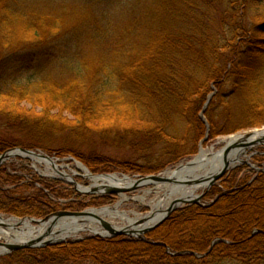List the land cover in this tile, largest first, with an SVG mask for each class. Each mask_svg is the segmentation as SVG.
Returning <instances> with one entry per match:
<instances>
[{"label":"trees","instance_id":"1","mask_svg":"<svg viewBox=\"0 0 264 264\" xmlns=\"http://www.w3.org/2000/svg\"><path fill=\"white\" fill-rule=\"evenodd\" d=\"M141 1L145 4H141V13L134 18L135 27L139 25L138 28L142 29L149 38L150 45L158 42L166 46L167 50L165 55L159 54L150 61L143 59L145 57L143 53L136 57L130 55L128 66L124 64L127 59L120 66L107 64L106 70L109 69V72L106 74L101 73V69L87 74L90 66L89 62H84L80 69L81 74L61 80L56 79L49 67L54 54L62 45V36L58 35L46 43L22 42L20 46L9 43L8 47L3 43L0 45V95L13 91L19 93L39 91L41 94H47L52 105L54 103L63 105L78 118L76 126L107 118L108 109L112 107L114 103L112 99L115 98L126 101L130 106L133 105L135 107L133 110L139 113H147L152 120V127L138 128L139 131L128 132L129 135H125L128 134L127 132L121 134L122 140L127 137L131 143L136 142L138 147L142 144L158 146L154 149L141 146L138 149L144 161L154 164L153 168L137 169L136 172L140 174L172 167L194 154L197 140L204 131L203 124L199 123L197 118V107H200L204 100L211 81L220 80L223 74H227L230 79L237 74L234 88L240 97L239 101L242 100L241 93L245 92V89L251 87L254 92L256 91L254 87L250 85L248 87L250 79L246 76L247 71L242 69L245 68L243 64L247 58L249 61L257 58V51L254 52V49L262 50L261 44H264V33L258 32L261 30L264 32L262 24L263 28L260 29L261 26L258 25L255 29L258 30L256 32L258 37L256 38L255 35L251 37L254 41L249 48L253 51L242 61L247 49L244 51L242 48L239 49L237 43L241 36L239 34L242 28L240 22L244 0H224L226 17L223 19L228 18L229 21L223 24L221 32L214 30V24L210 23L208 18L201 21L199 15H194V7L185 5L182 0ZM204 2L211 4L212 0ZM184 7L188 8V14L183 10ZM82 26H86L83 28L85 33L89 32L91 25L84 23ZM79 32V29L76 30V33ZM204 46H207V53L203 49ZM183 47L190 48L196 53L201 63L198 64L196 58L192 59L190 71H185L188 70L185 68L188 61L184 60L183 66L172 61V55L178 53L176 50L181 52ZM245 47L247 46L243 48ZM221 51L231 53L232 59L235 60L228 71H225L227 62L224 59L225 54L222 55ZM182 68L185 70L180 72ZM255 79L263 80L261 76ZM188 80H192V85L189 87H187ZM193 95L196 97L195 100L189 101L190 96ZM22 98L27 96L24 95ZM253 98L254 96L239 104H236L238 100L235 99H232L235 102L232 100L225 102V97L221 91H218L206 111L210 125L209 135L216 136L262 125L264 109L254 106L251 103L254 101ZM172 101H177L180 105L175 106L174 110L180 124L184 125V132H179L175 124L173 125L171 117L174 105L170 104ZM235 105L237 106L234 107ZM247 105L249 107L253 105L249 113L244 112ZM154 107H157L159 111L157 121L150 113ZM217 109L223 110L224 115L221 118L217 114ZM237 109L238 113L235 112ZM161 113H165L164 117ZM159 115H161L160 118ZM22 118L15 114H10L6 118L1 117V127L5 129L11 127L13 132L19 131L26 137L0 138V151L7 146L48 151L50 144L55 141V136L52 139V129H57L55 123L42 117ZM66 128L68 132H65L68 135L72 133V130L74 133L81 132L77 128L68 126ZM108 130L97 131V136L113 137L114 135H111L112 133ZM242 170L246 173L251 172L247 166L236 167L222 181L220 188L214 187L209 191L207 195L210 197L220 194L215 203L209 206L210 208L195 209L191 205L185 206L168 219V227L177 225L175 228L181 230L176 232L173 242L180 244L181 240H184L182 242L189 246L180 244L184 248L180 249L179 259L176 258L177 255H164L162 247L155 243L156 236L142 241L122 236L117 239L94 237L86 241H69L44 248L18 249L0 256V264H264V215H261V219H252V222L248 223L240 215L237 217V213L234 224L227 223L231 220V212H229L231 208L249 201L255 203L259 200L264 201V172H257L249 182L246 181L247 177H245L246 180L237 177ZM34 179L25 182L17 170L8 171L1 168L0 213L17 217L45 218L55 212L61 204L57 200H52L51 197L54 195L55 198L62 197V190L65 191V189H62V185L55 180ZM33 181L48 189L50 194L35 188ZM223 189L227 190L222 192ZM67 192L73 194L70 191ZM97 203L105 202L99 200L95 204ZM85 206L86 204L81 202H70L65 205V209L80 210ZM222 207L224 209H220ZM238 218L242 221L241 223H238ZM252 231H257L253 237H251ZM215 238L230 241L231 246L225 245L226 242L221 240L207 254H204L209 243ZM91 239L92 241H88ZM194 247L198 248L194 249V252L200 254V257L194 258L189 255L191 248Z\"/></svg>","mask_w":264,"mask_h":264},{"label":"rangeland","instance_id":"2","mask_svg":"<svg viewBox=\"0 0 264 264\" xmlns=\"http://www.w3.org/2000/svg\"><path fill=\"white\" fill-rule=\"evenodd\" d=\"M182 1L185 5L194 7V15H199L201 21L208 18V21L214 24V30L221 32L220 30H223V24H226L229 21L228 18L225 20L223 19L226 17V3L224 0H212L211 4L204 2L207 0ZM141 2V0H0V45L3 43L8 47L9 43H12L13 46L14 44L20 46L22 42H34L35 44L46 43L47 41L56 38L58 35L62 36V45L58 48L57 53L54 54L55 56L50 62L49 67V69L53 71L56 79L61 80L76 77L78 74H81L82 72L80 69L84 62H89L88 65L90 67L87 74L93 73L98 69L102 70L101 73L103 72V74H106L109 72V69L106 70L107 64L109 66H120L127 59L124 64L125 66H128V64H130L129 57L133 55L136 57L143 53L145 56L143 59L145 61H150L159 54L165 55L167 50L166 46H163L158 42L155 43L156 45L154 43L150 45L149 38L146 37L142 29L138 28L139 25L135 27L133 22L136 20L134 18L138 13H141L140 7L142 8V5L145 4ZM209 5H211V7H209ZM242 9L240 22L242 28L239 34L241 36L238 39L237 47L239 49L242 48L243 51L244 49H247L244 53L243 61L245 57L247 58L253 51H250L251 49L249 47L253 45L254 41V38L252 39L251 37L253 35H255L256 38L258 37L256 35L258 30L256 31L255 29H257L258 25L261 26L260 29L263 28L264 0H244V6ZM183 10L186 11L185 13H189L187 7H184ZM84 23L91 25L89 32L85 33L83 31V28L86 27L82 26ZM78 29L80 32L76 33V30ZM252 29L254 30L252 31ZM258 32L259 34L264 33L262 30ZM197 35L199 36L198 33ZM244 46L247 47L243 48ZM203 49L205 53L208 52L207 46H204ZM261 49L262 50L254 49V52L257 51V58L250 61L247 58V61L243 64L245 68L242 69L243 71H247L246 76L250 79L248 87L250 85L254 87L256 91L254 92L251 87L245 89V92L241 93L242 100L239 101L240 97L237 95L238 93L236 94V88H234L237 74H234V78L232 79H230L227 74H223L220 80L211 81L209 89L205 92L204 100L200 107H197V118L199 123L203 124L204 131L197 140L196 150L193 155L185 158L172 167H166L157 172L150 173L140 174L136 172L139 168L154 167L153 162L144 161L143 156H140L142 154L141 151L139 150L138 152V149H140L141 146L143 148L144 146H147V144H142L138 147L136 142L131 143V140L128 141L127 137L122 140L121 134L124 132L135 133L139 131L138 128L152 127V120L147 113L142 114L133 110L135 107L133 105L130 106L126 101L120 98L112 99V102L114 103L111 105L112 107L108 109L109 115L106 114L108 115L106 116L107 118H100L98 122H89L87 124L85 123L86 125L82 124V126H76V119H78L76 116L72 115V113L65 109L63 105L60 106L56 103H54L55 106L52 105L47 94H41V92L34 90L35 92L32 93L25 91L19 93L13 91L0 95V123L2 116L6 118L10 114H15V116H18L19 118L26 116L31 118H48L54 122L57 127V129H52V139L55 136V141L50 144L48 151L22 146L8 147L6 145L7 147L0 151V157L5 153L12 152L14 149L19 148L31 151L32 154L26 155L21 151H16V153L10 155L8 154L0 163V169L5 168L8 171L13 169L17 170L25 182L29 180L32 181L34 178L44 180L51 179L58 181L62 185V189H65V191L62 190V197L55 198V195L54 197H51L52 200H57L61 206H59L55 212L46 217H50L56 212H84L89 208L113 206L121 201V197L118 193L101 191L100 188H96L89 176H108L115 174L120 178L127 177L133 182L143 178L146 179V177H158L157 180L152 179L136 187L129 186V189L123 191L127 198L120 203V210L130 212L131 216H133V212L140 215L147 214L151 211L149 201L158 200L164 193L163 190H160L157 187V184L164 182L162 181V178H165V172L174 171L180 165L194 161L202 149L210 151L211 153L220 154L225 145L229 143L231 137L238 136L241 139L247 134L264 129L263 123L262 125L238 130L236 132L210 136L208 133L210 125L206 115L207 108L213 96L218 91H221V94L225 97V102L235 99L239 101H237L236 104L245 102L247 99L254 96V101L251 103L258 108L264 109V44H261ZM176 51H178V53L172 55V61L179 63L181 66L185 65V62H183L184 60L188 61L187 67H185L188 70L182 68L180 69V72L182 70L190 71V65H192V59L194 58H196L198 64L200 63L197 54L192 52L190 48L183 47L181 48V52L179 50ZM221 53L222 55L225 54L224 59L225 62H227L225 71H228L235 60L232 59L231 53L224 51H221ZM226 53L230 55H227ZM185 55L186 58H184ZM135 65H137L136 61ZM162 65L163 67L165 66L163 62ZM132 68L133 67H131V69ZM177 72L179 73V71ZM250 72L252 73L250 74ZM258 76H261L263 80L256 81L255 78ZM187 82V87L192 85V80H188ZM24 95L27 96V98H22ZM190 98L189 101H192L195 100L196 97L193 95L190 96ZM235 100L232 101L235 102ZM170 104L174 105L172 106V108H174L171 117L173 125L175 124L177 127L176 129L179 132H184L183 123L180 124L175 116L176 110L174 109L175 106H178L179 104L177 101H172ZM204 105H206L205 108ZM253 105H250V107L253 108ZM236 106L237 105L234 107ZM250 107L247 105L244 112L249 113V110L251 109ZM158 112L157 107H154V109L150 111V113L153 114L152 117L156 119V121L158 119ZM235 112L238 113L239 110L237 109ZM163 114L162 116L164 117ZM217 114L219 115V118H221L224 115L223 110L217 109ZM147 116L148 120L146 119ZM160 117L161 115H159V118ZM14 120H16L15 117ZM65 126L77 128L81 130V132L74 133L72 130V133L68 135L66 134L68 129ZM10 128L8 127V129H5L4 127H1L0 124V138L3 137L10 139L12 138L11 136L14 138L26 137L23 135L24 133H20L19 131L13 132ZM12 129L14 130L15 128ZM102 129H109L108 131L114 136L110 138L98 137L97 131ZM129 134L130 133L125 135ZM261 138H264V136L262 135ZM56 140L58 142H56ZM157 147L158 146L154 147L153 144L147 146L148 149H154ZM244 151L245 159L241 160L239 163L229 165L226 172L211 185L204 184L198 191L195 200L179 201V203L174 206V209L169 212L165 210L161 219H159V221H157L152 227L145 229L141 234L100 235L82 230V232L78 233L76 236H65L60 239L51 240L50 243L43 247H35L34 245V247L30 248H44L50 245L68 243L69 241L81 242L94 237L100 239H117L124 236L142 241L153 239V237L156 236L155 243L162 247L164 255H177L176 258L179 259L178 256L181 254L180 249H183L184 246H188V244L183 243L184 240L181 239L180 244H184L183 247H181L182 245L173 242V239H175L177 234L176 232L181 230L180 228L178 230L175 228L177 225L174 227H168V219L185 206L191 205L195 209L210 208L220 194L218 193L213 197H210L207 194L214 187L220 188L223 183L222 181L236 167L247 166L251 170L250 173H246L242 170L237 176L238 178H244L245 180V177H247L246 181L249 182L255 177L257 172H264V141L257 142L255 145L247 146L246 148L244 147ZM33 182L35 183V188H40L43 190L42 192L50 194L48 189L43 188L40 183L36 181ZM82 189L84 190L82 191ZM86 189L93 191H87ZM226 190L227 189H223L222 192ZM67 191H70L73 194H69ZM59 195L60 194H58V196ZM143 195L144 199L142 200L139 197ZM99 200L104 201L105 203L95 204L96 201L98 202ZM70 202H81L86 204V206L80 210L65 209V205ZM236 208H238L237 211H235ZM220 209H224V207ZM226 211L229 210L227 209ZM229 212H231V220L227 223L234 224V218L237 213V217L240 215L242 219L250 223L252 222V219L259 220L261 219V215H264V201L259 200L257 203L249 201L248 203L240 204L231 208V211ZM0 215L5 218L16 217L19 219H33L34 225H39L38 220L43 219L33 216L17 217L5 213H0ZM214 219L216 220V218ZM241 222L242 221L238 218V223ZM50 232L51 230H48L47 233L49 234ZM256 232L257 231H252L251 237H253ZM221 240L226 242L225 245L231 246L230 244L232 242L215 238L209 243L204 254H207L212 247H215L216 244L221 242ZM88 241H92V239ZM0 242L6 243V239L0 236ZM106 248H108V246H106ZM194 249L198 248H191L192 251L191 253L189 252V255L194 258L200 257V254L194 252ZM10 252L12 251H0V256Z\"/></svg>","mask_w":264,"mask_h":264},{"label":"bare ground","instance_id":"3","mask_svg":"<svg viewBox=\"0 0 264 264\" xmlns=\"http://www.w3.org/2000/svg\"><path fill=\"white\" fill-rule=\"evenodd\" d=\"M262 135L264 136V129L255 131L249 140H255ZM239 139L240 137L233 136L230 138V142H236ZM244 152L243 147L232 148L226 153L221 151L220 154L202 149L194 161L180 165L174 171L165 172L164 177L169 180L157 184V187L164 193L158 200L149 201L151 211L147 214L140 215L133 212V216H131L130 212L120 210V203L127 198L121 191L118 192L121 201L113 206L89 208L79 216L59 214L51 220L39 221V225H34L33 219L5 218L0 215V236L6 239L7 244L13 245L28 244L38 238L51 241L65 236H76L82 230L100 235L112 234V229H119L136 235L141 234L145 229L155 225L165 210L172 205L178 204L179 201H192L197 198L198 191L205 183L197 181L194 177L213 176L224 165H233L245 159ZM89 177L94 186L100 188L101 191L109 188H128L133 183L129 178H120L115 174ZM152 179L146 178L144 182ZM139 198L143 200L144 195ZM48 230H51L49 234L47 233ZM0 251L2 252L3 249L1 248Z\"/></svg>","mask_w":264,"mask_h":264},{"label":"water","instance_id":"4","mask_svg":"<svg viewBox=\"0 0 264 264\" xmlns=\"http://www.w3.org/2000/svg\"><path fill=\"white\" fill-rule=\"evenodd\" d=\"M206 107V105H204V108ZM253 134L254 133H250V134H247L245 136H243L241 139L237 140L236 142H230L228 144L225 145V147L223 148L222 152L226 153L228 152L230 149L232 148H244V147H247V146H252V145H255L257 142H262L264 141V138H256L255 140H249L250 137H253ZM16 151H21L22 153L26 154V155H31L32 152L31 151H28L26 149H14L12 152H9V153H5L3 154L1 157H0V163L2 162V160L4 158H6V156L9 154H14L16 153ZM229 165L226 164L224 165L215 175H210L209 177H195V179L201 183H205V184H209L211 185L212 183H214L217 179H219L225 172L226 170L228 169ZM148 178V177H146ZM150 178H153V180H157L158 177H150ZM144 179H140V180H137V181H134L130 186H133V187H136V186H139L141 184H144ZM169 179L167 178H162V181H167ZM147 182V181H146ZM130 187L128 188H120V189H116V188H109V189H106L105 191L107 192H113V193H118V192H121V191H124L126 189H129ZM87 191H93V190H88L86 189ZM85 190V191H86ZM175 205H172L169 209H167V212H169L170 210L174 209ZM166 212V213H167ZM83 213L82 212H70V211H63V212H56L54 213L53 215H51L50 217H45L43 219H40L38 220L39 221H42V220H51L52 218H54L55 216L59 215V214H66V215H69V216H79ZM110 229H112L110 227ZM113 233L112 235H116V234H128V235H131L130 232H126V231H122V230H119V229H112ZM51 241H45V240H42V238L40 239H35V240H32L30 241L28 244H23V245H20V244H13V245H10V244H7V243H2L0 242V246L1 248H3V251L6 250V252H9V251H14V250H18V249H22V248H30V247H43L44 245H47L48 243H50Z\"/></svg>","mask_w":264,"mask_h":264}]
</instances>
